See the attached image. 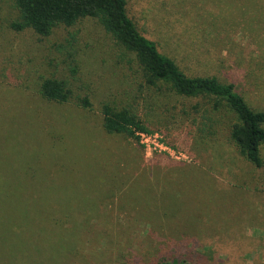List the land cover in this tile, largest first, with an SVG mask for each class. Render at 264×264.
<instances>
[{"label": "rangeland", "instance_id": "374dc122", "mask_svg": "<svg viewBox=\"0 0 264 264\" xmlns=\"http://www.w3.org/2000/svg\"><path fill=\"white\" fill-rule=\"evenodd\" d=\"M126 12L186 76L233 84L264 111V0ZM18 19L0 0V264H264V147L259 168L238 153L232 114L148 86L95 19L45 37L13 30ZM44 79L65 81L68 102L45 100ZM104 105L147 131L107 133Z\"/></svg>", "mask_w": 264, "mask_h": 264}, {"label": "trees", "instance_id": "16d2710c", "mask_svg": "<svg viewBox=\"0 0 264 264\" xmlns=\"http://www.w3.org/2000/svg\"><path fill=\"white\" fill-rule=\"evenodd\" d=\"M15 4L19 19L11 24V28L15 31L31 29L43 37L60 25L70 27L85 18L97 20L117 44L135 55L148 86L157 87L160 83L177 95L209 101L215 112L222 110L232 114L236 122L230 128V140L246 161L257 168L262 166L260 147H264V111L253 110L233 84L222 83L215 77L186 76L172 59L158 50L154 41L138 31L127 15V0H15ZM40 95L56 103H66L70 99L66 82L57 79H44ZM79 103L83 109L90 107L86 98ZM102 116L103 128L109 134L136 140L138 134L147 131L137 115L127 109L115 110L104 105ZM18 225L20 223L16 227Z\"/></svg>", "mask_w": 264, "mask_h": 264}]
</instances>
